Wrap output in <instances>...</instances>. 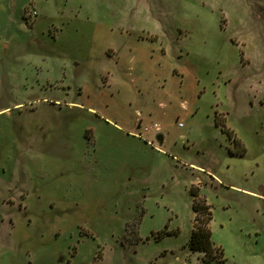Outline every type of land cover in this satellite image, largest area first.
<instances>
[{"label": "rangeland", "instance_id": "obj_1", "mask_svg": "<svg viewBox=\"0 0 264 264\" xmlns=\"http://www.w3.org/2000/svg\"><path fill=\"white\" fill-rule=\"evenodd\" d=\"M192 187L264 264V0H0V264H204Z\"/></svg>", "mask_w": 264, "mask_h": 264}, {"label": "trees", "instance_id": "obj_2", "mask_svg": "<svg viewBox=\"0 0 264 264\" xmlns=\"http://www.w3.org/2000/svg\"><path fill=\"white\" fill-rule=\"evenodd\" d=\"M190 193L193 198L192 207L195 219L194 229L188 244L189 248L194 253L204 255V264H224V251L213 241L212 207L208 204L207 199L200 194L198 188L192 187Z\"/></svg>", "mask_w": 264, "mask_h": 264}]
</instances>
